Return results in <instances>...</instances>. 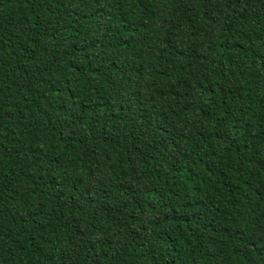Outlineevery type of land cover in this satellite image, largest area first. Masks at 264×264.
<instances>
[{
	"label": "trees",
	"instance_id": "16d2710c",
	"mask_svg": "<svg viewBox=\"0 0 264 264\" xmlns=\"http://www.w3.org/2000/svg\"><path fill=\"white\" fill-rule=\"evenodd\" d=\"M0 264H264V0H0Z\"/></svg>",
	"mask_w": 264,
	"mask_h": 264
}]
</instances>
